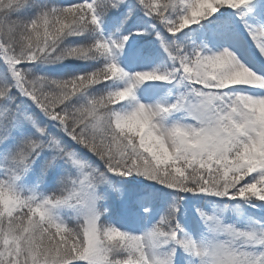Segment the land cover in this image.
I'll return each instance as SVG.
<instances>
[{
	"label": "snow or ice",
	"instance_id": "1",
	"mask_svg": "<svg viewBox=\"0 0 264 264\" xmlns=\"http://www.w3.org/2000/svg\"><path fill=\"white\" fill-rule=\"evenodd\" d=\"M0 264H264V0H0Z\"/></svg>",
	"mask_w": 264,
	"mask_h": 264
},
{
	"label": "rangeland",
	"instance_id": "2",
	"mask_svg": "<svg viewBox=\"0 0 264 264\" xmlns=\"http://www.w3.org/2000/svg\"><path fill=\"white\" fill-rule=\"evenodd\" d=\"M143 53L142 52H138L137 49H133L130 53H129V57L132 60L133 63H139L142 59ZM157 63V61L153 60L150 63H146L144 64L145 67L147 68H151L154 67L155 64Z\"/></svg>",
	"mask_w": 264,
	"mask_h": 264
},
{
	"label": "trees",
	"instance_id": "3",
	"mask_svg": "<svg viewBox=\"0 0 264 264\" xmlns=\"http://www.w3.org/2000/svg\"><path fill=\"white\" fill-rule=\"evenodd\" d=\"M67 63V62H66ZM77 63H79V62H77Z\"/></svg>",
	"mask_w": 264,
	"mask_h": 264
}]
</instances>
